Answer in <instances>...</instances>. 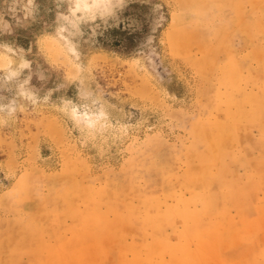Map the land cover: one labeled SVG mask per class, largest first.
<instances>
[{
  "label": "rangeland",
  "instance_id": "1",
  "mask_svg": "<svg viewBox=\"0 0 264 264\" xmlns=\"http://www.w3.org/2000/svg\"><path fill=\"white\" fill-rule=\"evenodd\" d=\"M233 1L0 0V264H264V0ZM219 30L239 89L192 60Z\"/></svg>",
  "mask_w": 264,
  "mask_h": 264
},
{
  "label": "bare ground",
  "instance_id": "2",
  "mask_svg": "<svg viewBox=\"0 0 264 264\" xmlns=\"http://www.w3.org/2000/svg\"><path fill=\"white\" fill-rule=\"evenodd\" d=\"M77 1V0H76ZM212 2V5H214V4H216L217 5V7H218V9H220V8H222V6H223V3L224 2H226V1H230V2H234L233 0H211ZM72 2H73V0H72ZM75 3V2H74ZM87 4V3H86ZM74 6V5H73ZM90 6V5H89ZM95 6V5H94ZM111 6V5H110ZM102 7V6H101ZM100 7V8H101ZM197 7V13H199V15H197L198 17H197V21H196V24H198V25H200L201 26V24H202V22H203V20L201 19V16H200V14H202V11L204 10V5H201V4H199V5H197L196 6ZM195 7V8H196ZM96 8V7H95ZM95 8H93L92 7V9H95ZM113 8V7H112ZM70 9V8H69ZM109 9V8H108ZM99 10H101V9H99ZM98 10V11H99ZM69 11V10H68ZM97 11V10H96ZM106 11V10H105ZM102 12V11H101ZM70 13V12H69ZM79 13V12H78ZM77 14V13H76ZM97 14V13H96ZM71 15V14H70ZM105 15V14H104ZM102 16V15H101ZM200 17V18H199ZM65 18V17H64ZM188 18V17H187ZM194 18V17H193ZM191 20V19H190ZM208 21V20H207ZM207 21H204L205 22V25H209V21L207 22ZM174 28H176V27H174ZM186 28H187V26H183V27H179L177 30H178V32H181V33H184V30H186ZM188 29V28H187ZM177 30L175 31V32H177ZM170 33H171V31H169ZM173 33V34H177V33ZM183 36H180V35H178V40H179V43L180 42H182L184 39V41H186V42H188L189 43V45H190V40L191 39H187L189 36L188 35H190L189 33H187L186 34V36H185V34H182ZM224 35V33H222L220 30L219 31H215L214 32V35H213V37H212V40L211 41H209V42H207V44H206V53L203 55V56H201V57H193L192 58V60H193V62H194V64L195 65H197L199 68H200V70L202 71V69H203V66H205V65H207V67H212V66H214V67H216V68H218V69H220V71H222V75H223V77L224 78H222V76H220L221 78L220 79H223V82L225 83V81H227V80H229V82H231V79H229V77H228V75H226L227 74V71L229 70V68H230V66H231V64H230V61H229V59H224V60H221L220 58L218 59L217 58V51H218V47L220 46V44L219 43H221L222 41V39L224 38V37H222ZM169 36H170V34H169ZM185 36V38L181 41L180 39L182 38V37H184ZM174 37V36H173ZM179 37H181V38H179ZM187 37V38H186ZM191 37V36H190ZM177 38V37H176ZM187 39V40H186ZM183 41V43H184V46H186V42H184ZM176 42H177V40H176ZM182 43V44H183ZM178 44V43H177ZM180 45V44H179ZM179 45H178V47H179ZM188 45V44H187ZM186 46V47H184V46H180V47H182L183 49H187V47L189 48L190 46ZM177 50V49H176ZM179 50H180V48H179ZM196 58V59H195ZM240 76V75H239ZM238 81H236V82H231V83H233V86H235L237 89H239L240 88V85H241V80H242V78L241 77H238V79H237ZM228 82V81H227ZM226 87H228V86H226ZM222 88V87H221ZM224 88V87H223ZM230 91L228 88H225V91ZM224 90L222 91H219V94H218V96H219V98H218V105H217V115H213V116H211L210 117V119L208 118L207 120L209 121V123H211V125L212 126H214L215 128H217V129H220V130H224V129H226L228 126H230V125H232L233 123H235V121H237V119H236V117H235V115H234V113H233V111H232V109H231V107H230V105L232 104H230L229 103V101H231L230 99L227 101L226 100V97H225V95H224ZM232 92V91H231ZM230 94V93H229ZM231 95V94H230ZM227 99H228V96H227ZM258 100V99H257ZM261 103V102H260ZM230 104V105H229ZM235 104V103H234ZM259 104V103H258ZM233 105V104H232ZM256 106H258V105H256ZM234 109V108H233ZM220 115H219V114ZM257 113V112H256ZM221 114H224L223 115V117L221 118L220 116H221ZM213 147V146H212ZM216 148V147H215ZM217 150V149H216ZM189 167V166H188ZM190 169H193V167L192 168H190ZM190 172H192V170L190 171ZM194 172V171H193ZM193 172H192V174H193ZM194 175V174H193ZM96 191H98V192H104L105 191V188H103V187H98L97 188V190ZM70 199V198H69ZM99 200H100V198H99ZM64 201V200H63ZM174 208H178L177 206H175ZM48 213V212H47ZM59 214V213H58ZM141 214V213H140ZM49 217H51L50 215H49ZM158 227V226H157Z\"/></svg>",
  "mask_w": 264,
  "mask_h": 264
},
{
  "label": "crops",
  "instance_id": "3",
  "mask_svg": "<svg viewBox=\"0 0 264 264\" xmlns=\"http://www.w3.org/2000/svg\"><path fill=\"white\" fill-rule=\"evenodd\" d=\"M264 86V85H263ZM256 94L258 95L259 93H258V91H256ZM209 208V207H208Z\"/></svg>",
  "mask_w": 264,
  "mask_h": 264
}]
</instances>
